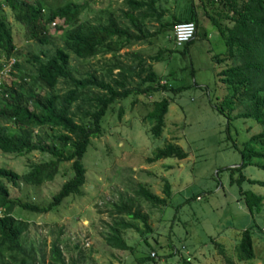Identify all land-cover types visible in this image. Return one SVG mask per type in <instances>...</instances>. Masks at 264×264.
<instances>
[{"label": "rangeland", "instance_id": "374dc122", "mask_svg": "<svg viewBox=\"0 0 264 264\" xmlns=\"http://www.w3.org/2000/svg\"><path fill=\"white\" fill-rule=\"evenodd\" d=\"M64 1L77 4L85 0ZM193 3L201 17H198L194 41L184 56L178 52L170 55L162 52L158 62L150 60L161 51H174L170 30L155 35L159 22L151 18L140 20L142 30L150 36L131 43L117 56L126 67H134L138 60L150 63L159 76L168 77L169 72L172 73L174 78L170 86L186 87L179 94L171 95L161 136H151L150 125L142 119L146 108L139 104H148L158 100L159 96L148 99L132 96L116 103L101 122L102 135L91 140L83 159L86 173L81 194L65 199L55 211L46 214L14 210L15 218L24 226L21 244L36 264L52 263L50 249L53 243L58 244L65 264H152L151 261L142 262L151 253L157 255L160 264H182V256L194 264H226L211 240L222 246L224 256L232 264H241L235 260L234 245L246 229L251 231L255 244L256 260L252 264H263L264 202L261 213L251 216L240 199V190L264 198V187L247 181L240 187L229 185L228 171L241 164V156L232 148V143L241 149L260 128L252 120L236 119L227 132L228 111L221 115L214 109L227 95L219 72L227 68L231 60L227 56L222 63L215 61L217 56L218 59L225 56L227 46L217 28L203 16L199 0H193ZM177 4H183V0H157L155 8L158 13L163 9L162 21L178 8ZM124 12H131L125 0H90L80 19L97 25L105 24L113 17L121 27L138 34L130 20L124 17ZM7 20L17 50L24 55L37 53L40 47L27 40L24 30L16 26L9 12ZM61 24V20H55L48 28L55 46L62 44L61 31L57 29ZM110 57L109 54L99 55L81 62L71 56L70 63L78 75L85 72L104 75ZM116 73L113 71L114 76ZM13 81L17 79L13 77ZM138 81L133 76L132 87ZM119 110L122 111L120 119ZM241 110L235 108L231 116ZM167 143L179 146L187 153V158L149 163L148 159L154 158L155 151ZM49 159L48 155L38 152L16 157L0 151V167L20 176L27 172L29 164ZM243 174L248 179L264 181V171L256 167L248 166ZM70 177V163H63L51 182L40 186L20 182L18 186L10 187V196L24 203L46 205ZM165 182L171 197L164 208L136 198L135 207L148 217V231L139 221L109 214L110 204L119 198L136 197L134 191L138 184L156 196L164 197ZM195 196L199 199H193ZM120 220L135 226L121 231L130 247L128 251L112 249L104 242L111 233L110 227ZM6 256L7 253L2 257L6 264H19Z\"/></svg>", "mask_w": 264, "mask_h": 264}, {"label": "trees", "instance_id": "16d2710c", "mask_svg": "<svg viewBox=\"0 0 264 264\" xmlns=\"http://www.w3.org/2000/svg\"><path fill=\"white\" fill-rule=\"evenodd\" d=\"M88 1L76 4L64 0H0V57L4 62L14 60L10 76L17 79L10 86H0V151L16 157L38 152L50 158L29 164L27 172L21 176L0 167V264H6L2 259L5 253L8 260L14 263L36 264L21 244L24 226L15 218L14 210L46 214L55 211L65 199L81 194L86 173L83 159L91 140L102 135L101 122L113 105L132 96L145 99L159 96L158 100L148 104L139 103L146 108L142 119L150 125L151 136L159 138L165 126L171 95L179 94L186 88L170 86L174 78L170 72L168 77L159 76L150 63L142 60H138L134 67H126L117 60V56L131 43L150 36L142 30L140 20L151 18L159 22L155 35L165 29L171 32L176 23L193 22L197 30L198 17L201 16L193 0H183L182 7L175 9L164 21L161 20L163 9L158 13L155 8L157 0H125L131 12L124 15L138 34L121 27L113 17H109L105 24L93 25L82 21L80 16ZM199 6L203 16L217 28L227 46L224 58L218 59L217 56L215 59L222 63L228 56L231 60L229 66L219 72L227 95L214 109L221 115L228 111L227 132L231 122L236 119L252 120L260 128L259 133L251 136L241 149L232 143V148L241 156V164L228 169L229 185L240 187L243 181H247L251 185L264 187V181L248 179L243 174L248 166L264 171V0H199ZM134 11L139 13L140 20L134 18ZM7 12L11 13L16 26L24 30L27 40L40 47L37 53L24 55L17 50L11 25L7 22ZM55 20L62 21L57 27L61 31L62 43L58 46L54 45L48 31ZM193 41L181 48H174V51H161L150 60L158 62L162 52L167 55L178 52L184 56ZM107 54L111 60L104 75H97L96 72L78 75L70 63L71 56L82 62ZM2 67L0 63V70ZM115 70L116 76L113 75ZM133 76L139 80L134 87L131 85ZM235 108L242 110L231 116ZM121 117L122 111L119 110L118 119ZM167 158L181 161L187 158V153L179 146L167 143L157 149L154 158L148 159V162ZM63 163H70L71 177L61 185L48 204L24 203L10 196V187L14 188L20 182L31 186L51 182ZM163 193L164 197H158L147 187L138 184L134 191L136 197L119 198L110 204L109 214L139 221L148 231V217L135 207L136 198L164 208L171 197L167 182ZM193 199L197 200L199 196ZM240 199L251 216L261 213L262 196L240 190ZM130 228L135 226L123 220L115 222L104 242L112 249L130 250L121 236V231ZM239 236L240 240L234 245L235 260L241 264H252L256 260L252 233L246 229ZM210 242L221 259L226 264H232L224 256L222 246L213 240ZM50 255L51 264H65L57 243L52 244ZM150 261L155 264L159 259L155 261L148 254L142 262ZM181 262L194 264L184 256ZM262 262L264 264V258Z\"/></svg>", "mask_w": 264, "mask_h": 264}, {"label": "built area", "instance_id": "2783aa9c", "mask_svg": "<svg viewBox=\"0 0 264 264\" xmlns=\"http://www.w3.org/2000/svg\"><path fill=\"white\" fill-rule=\"evenodd\" d=\"M51 25H54V23ZM170 33V40L173 42L174 48H181L194 39L196 28L193 22L176 23L172 26ZM150 257L155 261H158V257L154 253H151ZM155 264L160 263L156 262Z\"/></svg>", "mask_w": 264, "mask_h": 264}, {"label": "clouds", "instance_id": "9594fccd", "mask_svg": "<svg viewBox=\"0 0 264 264\" xmlns=\"http://www.w3.org/2000/svg\"><path fill=\"white\" fill-rule=\"evenodd\" d=\"M0 63L3 64V67L0 70V86H10V83L13 81V77L10 76V73L14 60L11 59L7 62H4L3 59L0 57Z\"/></svg>", "mask_w": 264, "mask_h": 264}, {"label": "crops", "instance_id": "0c3cea01", "mask_svg": "<svg viewBox=\"0 0 264 264\" xmlns=\"http://www.w3.org/2000/svg\"><path fill=\"white\" fill-rule=\"evenodd\" d=\"M215 1H216V0H215ZM182 5H183V4H177L176 7L180 8V7H182ZM124 13H125V12H124ZM124 13H123V15H124ZM136 13H137V15H135ZM138 14H139V13H138L137 11H134V12H133V16H134V18H139V17H137ZM124 17H126V16L124 15ZM126 18H127V17H126ZM139 20H140V18H139ZM222 55H223V54H222ZM219 58L223 59L224 56H223V57H220V56H219ZM215 61H218V60L215 59Z\"/></svg>", "mask_w": 264, "mask_h": 264}]
</instances>
